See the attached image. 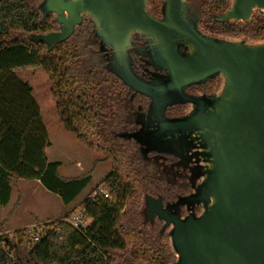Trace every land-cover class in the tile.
Segmentation results:
<instances>
[{"label": "water", "instance_id": "obj_1", "mask_svg": "<svg viewBox=\"0 0 264 264\" xmlns=\"http://www.w3.org/2000/svg\"><path fill=\"white\" fill-rule=\"evenodd\" d=\"M224 1L231 6L215 18L221 23H248L256 12L264 13V0ZM149 3L43 0L40 13L53 15L59 29L32 39L51 50L89 19L99 53H110L106 69L150 99L135 120L140 129L118 136L133 140L144 162L154 153L197 163L199 181L189 195L165 207L152 196L145 201L146 219L157 218L163 231L169 228L174 264H264V41L204 32L188 0H162L159 17ZM134 34L145 39L141 51L154 69L150 81L131 68ZM211 79L220 80L212 94L187 93ZM175 105L190 109L182 117H166ZM181 207L188 212L184 218Z\"/></svg>", "mask_w": 264, "mask_h": 264}, {"label": "trees", "instance_id": "obj_2", "mask_svg": "<svg viewBox=\"0 0 264 264\" xmlns=\"http://www.w3.org/2000/svg\"><path fill=\"white\" fill-rule=\"evenodd\" d=\"M42 1L0 0V210L10 203L13 178L39 181L65 205L92 181L91 174L64 178L60 165L48 162V133L32 87L17 75L23 69L39 67L46 72L64 127L88 147L106 153L113 169L83 203L85 228L78 230L65 222L73 211L46 224L37 242L34 235H21L16 243L0 236V264H111V256L126 252L128 246L130 251L119 256L123 264H174L167 232L146 226L142 215L147 193L167 196L172 190L146 172L137 144L118 136L133 122L125 85L106 69L88 22L68 42L51 50L33 41V36L59 29L53 15L44 18L40 13ZM196 1L204 32L264 41V13L256 12L248 23H221L215 18L229 10V1ZM157 2L151 0V5ZM99 188L108 199L100 194L92 198ZM125 217V224L118 226Z\"/></svg>", "mask_w": 264, "mask_h": 264}, {"label": "rangeland", "instance_id": "obj_3", "mask_svg": "<svg viewBox=\"0 0 264 264\" xmlns=\"http://www.w3.org/2000/svg\"><path fill=\"white\" fill-rule=\"evenodd\" d=\"M199 16L198 10L193 16ZM54 17V16H53ZM96 52V50H95ZM101 56V55H99ZM101 60L102 57H100ZM21 80L29 83L33 89V97L41 112L43 124L48 133L49 147L46 157L49 163H58L59 174L64 178H77L91 174L92 181L87 188L69 205H65L62 199L54 193L47 191L36 180H20L13 178L12 197L10 204L4 208V217L0 221V236L8 242L16 243L21 235L42 236L45 230L43 224L47 221H58L66 213H76L83 209L85 199L92 191L108 177L113 169V163L107 158V154L93 149L81 142L74 134L69 132L62 124L56 108V101L52 95V81L42 68H28L17 72ZM125 171L123 176H125ZM154 197L147 193L148 197ZM157 199V198H156ZM129 202L127 208L132 207ZM8 212V215L6 214ZM62 215V216H61ZM144 224L154 227L153 222L146 219L144 209L142 211ZM60 216V217H59ZM126 217L121 218L118 226L124 225ZM36 224H42L36 226ZM48 224V223H47ZM34 225L30 230L8 232L7 230ZM26 245V240H23ZM128 244L131 241L127 240ZM130 251V247L126 252ZM126 252H116L111 258V264H123L119 258Z\"/></svg>", "mask_w": 264, "mask_h": 264}, {"label": "flooded vegetation", "instance_id": "obj_4", "mask_svg": "<svg viewBox=\"0 0 264 264\" xmlns=\"http://www.w3.org/2000/svg\"><path fill=\"white\" fill-rule=\"evenodd\" d=\"M188 2L190 5H192L193 12L195 10L196 11L198 10L199 16L201 18L200 6L197 3L198 1L188 0ZM161 3L162 0H158L157 6L155 5L153 6L151 5V0H150L148 10L155 16L159 17L160 16L159 10L161 7ZM86 22L90 23L91 27L93 28V25L89 21V19L85 18L83 24H85ZM212 36L221 37L216 35H212ZM132 40L134 44V49L132 52H130L131 68L139 78L146 81H150L152 77L151 72H153L154 69L146 64L148 58L146 57V55H144L145 53H142L141 51L142 48L145 47V39H143L138 34H134ZM97 44H98L97 47L98 50L99 49L98 41ZM97 52L99 53V51ZM100 55L104 60L105 64H107L106 60L108 56H110V53H108L106 57H103L102 54ZM219 86H220L219 79H211L208 80L204 85L190 87L187 90V93L191 96L210 95L214 91H216L219 88ZM125 87L127 89V92L129 93L128 108L133 121L132 127L125 132L131 133V132H136L140 129V125H137L135 123V120L139 119L140 116L148 110L150 105V99L144 95L135 93L127 86ZM133 94H135V96L132 98ZM189 109H190L189 105H175L173 107H169L166 110V117L168 118L182 117L189 111ZM130 142H134V141L132 140ZM149 157L150 160H148V162L142 161L146 169V172L157 179L165 181L167 186L172 190L171 195H167V196H159L151 193V195L156 196L157 199L161 200L163 207H165L168 203L177 202L179 197L189 195L192 192L194 184H196L199 181L197 178H195L196 168H197L196 162L193 161L187 162L183 160L181 161L177 157L171 155H156L154 153L149 154ZM179 212L182 218L188 215V212L186 211L185 207H181L179 209ZM195 212L196 214H199L200 210L196 209ZM153 224H154V228L156 227L163 228L164 226V223L160 222L157 218H154ZM165 231L168 234L169 228L166 229Z\"/></svg>", "mask_w": 264, "mask_h": 264}, {"label": "built area", "instance_id": "obj_5", "mask_svg": "<svg viewBox=\"0 0 264 264\" xmlns=\"http://www.w3.org/2000/svg\"><path fill=\"white\" fill-rule=\"evenodd\" d=\"M98 194L102 195L104 198L108 199L109 195L106 191H104L102 188H99L98 191L92 195V198L97 196ZM84 208L80 211H77L76 213H72L65 222L68 223L71 227L75 229L85 228L88 225V221L86 220L85 214H84ZM40 239V236H37L34 241L37 242Z\"/></svg>", "mask_w": 264, "mask_h": 264}, {"label": "crops", "instance_id": "obj_6", "mask_svg": "<svg viewBox=\"0 0 264 264\" xmlns=\"http://www.w3.org/2000/svg\"><path fill=\"white\" fill-rule=\"evenodd\" d=\"M46 152H47V149H46ZM13 180V179H12ZM36 183L38 184V183H40L39 181H36ZM12 197V196H11ZM11 201V200H10ZM10 204V203H9ZM8 204V205H9ZM7 205V206H8ZM7 206H5V207H2L1 208V210H0V221H2V218L4 217V208H6ZM6 214L8 215V212H6ZM9 216V215H8ZM62 216V215H61ZM60 217V216H59ZM49 222H53V221H47V222H45V223H43V224H47V223H49ZM39 225H42V224H36V226H39ZM32 226H34V225H27V226H24V227H21V228H17V229H12V230H7L8 232H16V231H20V230H30V228L32 227Z\"/></svg>", "mask_w": 264, "mask_h": 264}]
</instances>
